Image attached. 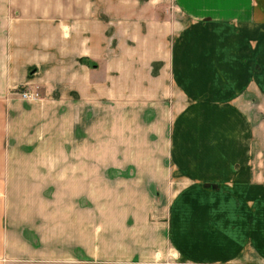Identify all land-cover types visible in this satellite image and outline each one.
I'll list each match as a JSON object with an SVG mask.
<instances>
[{"label":"crops","instance_id":"crops-1","mask_svg":"<svg viewBox=\"0 0 264 264\" xmlns=\"http://www.w3.org/2000/svg\"><path fill=\"white\" fill-rule=\"evenodd\" d=\"M0 264H264V0H0Z\"/></svg>","mask_w":264,"mask_h":264},{"label":"rangeland","instance_id":"rangeland-1","mask_svg":"<svg viewBox=\"0 0 264 264\" xmlns=\"http://www.w3.org/2000/svg\"><path fill=\"white\" fill-rule=\"evenodd\" d=\"M107 108H109V106L107 107ZM109 113L110 112H108V110H106V109H104L103 111H102V120H103V126H106V123L109 121ZM165 148V149H164ZM161 152H168V145L166 144L165 146H162L161 147ZM155 163H157V164H154L153 166L155 167V168H168L169 167V164L171 163L170 162V160L168 159V160H166V161H164V160H158V161H156ZM158 164H160V165H158ZM161 166V167H160ZM159 196H160V198L161 199H163L164 200V198H167V196L164 194V197H162L163 196V194L161 193V194H159ZM165 201V200H164Z\"/></svg>","mask_w":264,"mask_h":264},{"label":"built area","instance_id":"built-area-1","mask_svg":"<svg viewBox=\"0 0 264 264\" xmlns=\"http://www.w3.org/2000/svg\"><path fill=\"white\" fill-rule=\"evenodd\" d=\"M17 91L22 99L36 100L40 98L38 88L19 87Z\"/></svg>","mask_w":264,"mask_h":264}]
</instances>
